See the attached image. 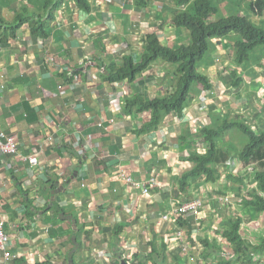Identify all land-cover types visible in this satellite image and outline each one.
Segmentation results:
<instances>
[{"label":"crops","instance_id":"obj_1","mask_svg":"<svg viewBox=\"0 0 264 264\" xmlns=\"http://www.w3.org/2000/svg\"><path fill=\"white\" fill-rule=\"evenodd\" d=\"M87 1L88 11L66 0L49 18L52 6L44 7L42 0H0V131L15 134L18 144L16 153L0 154V213L13 254L5 261L0 253V264H215L234 258L237 249L223 230L238 216L246 246L254 245L245 238L253 232L245 217L249 223L253 214L243 200L253 190L264 197L252 181L255 169L241 166L236 157L242 145L237 147L231 135L219 142L235 151L217 167L216 181L199 176L185 190L179 179L194 165L191 154L208 149L202 128L217 117L244 114L252 127L260 126L264 99L260 105L253 98L241 100L239 109L233 108L237 92L245 97L244 86L261 81L257 66L264 59L252 60V69L241 73L234 63L238 71L232 69L234 78L224 81L223 72L212 67L227 53L233 56V49L225 39L213 40L210 54L198 64L210 89L198 85L200 92L181 113L166 115L155 130L144 132L150 112L127 107L125 97L172 93L173 68L158 61L133 80L114 83L107 75L125 55L139 61L148 43L183 44L179 30L184 28L172 23L176 5ZM34 22L43 23L42 31L32 32ZM260 89L263 97L264 83ZM248 103L259 110L248 115ZM30 155L37 157L36 166L23 159ZM122 174L137 182L156 175L158 183L143 194ZM195 198L204 203L200 214L162 218Z\"/></svg>","mask_w":264,"mask_h":264},{"label":"trees","instance_id":"obj_2","mask_svg":"<svg viewBox=\"0 0 264 264\" xmlns=\"http://www.w3.org/2000/svg\"><path fill=\"white\" fill-rule=\"evenodd\" d=\"M75 5L84 10H90L87 0H73ZM176 5L172 13V23L178 28L186 29L190 34L188 44H177L168 47L161 43H148L143 48L141 59L134 61L131 55H125L120 66L111 69L107 75L110 83L118 80H133L138 74L147 70L155 62L162 61L173 67L169 71L170 81L174 87L172 93L157 96L151 99L140 94L126 96L127 107H134L137 111L150 112V119L142 128V131L155 130L162 119L173 112L181 113L191 98L200 91H208L211 87L209 78L199 71V62L204 56L210 54L214 47L213 40L228 39L234 34V40L230 43L233 49L234 62L238 65H245V69H252V62L264 59V19L260 23L253 22L250 17L235 12L217 20L208 22V19L218 11L216 0H170ZM43 6H52L47 10L49 18L53 10L60 7L66 0H42ZM239 2H241L239 0ZM137 5L143 6L145 0H136ZM51 4V5H50ZM182 6V7H180ZM48 7V6H47ZM246 9L254 15L259 16L264 12V0H249ZM34 22L31 25L32 32L40 29L42 24ZM227 42V41H226ZM228 43V42H227ZM253 60V61H252ZM242 80L236 81L234 86ZM259 112L258 123L260 126L252 127L240 116L228 118L217 117L214 123L202 128V138L207 143L208 149L203 154L192 153L191 158L194 165L179 179L180 187L185 189L190 185V180L204 176L207 181H216L220 173L218 166L223 165L225 160L235 151V146H220L219 142L229 139L226 135L229 131H238L244 136L246 142L240 150H236V157L241 166H252L254 171L252 181L256 183L257 190L264 194V118ZM243 141V140H242ZM244 206L251 210L253 218L264 213V197L255 190L250 199H244ZM242 218L235 216L228 221L223 230V237L233 244L237 249L235 257L231 259H220L215 264H260V260L254 259L253 255H264V237L260 243L246 246V241L240 234ZM207 247H211L208 244ZM217 250V249H216Z\"/></svg>","mask_w":264,"mask_h":264},{"label":"rangeland","instance_id":"obj_3","mask_svg":"<svg viewBox=\"0 0 264 264\" xmlns=\"http://www.w3.org/2000/svg\"><path fill=\"white\" fill-rule=\"evenodd\" d=\"M241 2H239V0H216V2H217V5H218V8H219V11L215 14V15H213L211 18H209L208 19V22H210V21H214V20H217V19H219V18H221V17H225V16H228V15H230V14H233V13H235V12H238V13H240V14H244V15H246V16H248V17H250V19L253 21V22H255V23H260V21L261 20H263L264 19V13L263 14H261V15H259V16H254V15H252L249 11H248V9H246V3L249 1V0H240ZM168 3H169V1H167ZM264 12V11H263ZM178 32V31H177ZM179 32H182L181 34H180V40H179V43H183V44H188L189 42H190V34H189V32L187 31V30H185V29H180L179 30ZM178 32V33H179ZM227 42H228V44H229V42L230 43H232V41L234 40V34L233 35H231V37H229L228 39H225ZM231 47V46H230ZM232 48V47H231ZM209 55V54H208ZM208 55H207V57H208ZM218 57V56H217ZM225 57L226 58H228V60L227 61H225L226 60V58L225 59H219L218 60V63H216V65L214 66V67H212V68H216L217 70H218V72L220 73V70L223 72V73H220L221 75H219L220 76V78L222 77V78H225V80L224 81H231L232 80V78H234V76L235 75H233V73L231 72V70L232 69H234V72L236 73L238 70H237V68H236V66H234V67H232L233 66V64L235 63V62H233L234 61V56H231L229 53H227L226 55H225ZM204 58H206V56H204ZM213 60L215 61V58L213 57ZM261 60H259V62H260ZM223 64H226V66L224 67L223 66ZM162 65H164L167 69H171V67L172 66H170L169 64H167V63H162ZM235 65V64H234ZM223 66V68H220L219 69V67H222ZM173 68V67H172ZM239 68H240V71H239V73H241L243 70H241V69H245L246 67H245V65H240L239 66ZM226 69V71H224ZM257 69H258V73L260 74V75H258V79L259 80H261L260 82L258 81L256 84H254V85H252V84H246L245 86H244V90L242 91V94H244L245 95V97H241L242 95H240L239 94V92H237L238 93V100H236L235 98H234V95L232 94L231 96H232V98H233V100H236L235 101V106L236 107H234L233 108V110H238L239 109V102H241V100H247L248 102L253 98L257 103H258V105H260V99L262 98V99H264V96L262 97L261 96V93H262V90L260 89L261 88V86H262V84L264 83V60L261 62V63H259V65L257 66ZM245 71V70H244ZM218 74V73H217ZM241 75H243V73L241 74ZM208 77V76H207ZM246 77V76H245ZM216 79H218V78H216L215 77V80ZM217 84H218V82H217ZM230 84V83H229ZM221 85L222 86H224V87H226L227 86V83L226 82H223V80L221 81ZM250 85V86H249ZM230 88H231V91L233 90V91H235L236 90V88H238L237 86H234L233 87V85L232 86H229ZM227 88V87H226ZM231 91H229L228 93H230ZM236 92V91H235ZM236 93V94H237ZM249 95V96H248ZM246 97H248L247 99H246ZM243 104V103H242ZM241 107V106H240ZM244 108H245V112H247L248 113V115H251V114H253V112L255 111V110H259V108H260V106H259V108L258 107H256L254 104L252 105V103L251 104H247V105H245L244 106ZM238 115H240L242 118H243V120H246L244 117H245V115L244 114H238ZM248 121H249V119H248ZM247 122V121H246ZM249 122H251L252 123V121H249ZM255 123V125H256V122H254ZM227 136L228 135H231V138L233 139V141L236 143V146L237 147H239V148H241V145L242 144H244L245 142H246V139L244 138V136L243 135H241L239 132H237L236 130H233L232 132H228L227 134H226ZM243 140V141H242ZM254 214V213H253ZM257 214V213H256ZM256 214H254V215H256ZM246 218V223L250 226V228L253 230V232H252V234H250V233H248V230L245 232V234L246 235H248V234H250V236L249 237H247V236H245V238H247L252 244H256V243H260V241H262V237H264V213H262V215L261 216H259L258 218H253V220L252 221H249V223L247 222V217H245ZM242 230H244V228L242 229ZM245 231V230H244ZM255 236H254V235ZM251 248V247H250ZM253 258L254 259H257V260H260V264H264V255L263 256H258L257 254H254L253 255Z\"/></svg>","mask_w":264,"mask_h":264},{"label":"built area","instance_id":"obj_4","mask_svg":"<svg viewBox=\"0 0 264 264\" xmlns=\"http://www.w3.org/2000/svg\"><path fill=\"white\" fill-rule=\"evenodd\" d=\"M48 59L50 62L54 61L53 57H48ZM17 146L18 144L15 134H8L4 131H0V154L12 155L17 152ZM23 159L27 160L32 166H36L38 163V159L36 156L30 155L24 157ZM226 165L232 166L233 161L227 160ZM122 177L125 179L126 182H128L132 186L140 187L143 194H148L150 188L158 183L156 175L149 176L148 179L145 180V182H137L126 174H122ZM203 205L204 203L201 198L191 199L177 204L172 208L170 214H164L162 215V218L165 220H170L172 216L175 220H177L179 216L198 215L200 214ZM5 224L6 220L0 213V253L2 254V258L5 261H10V259L13 257V254L10 249V235L9 232L6 230ZM176 235L179 239H181L182 230L179 229Z\"/></svg>","mask_w":264,"mask_h":264},{"label":"water","instance_id":"obj_5","mask_svg":"<svg viewBox=\"0 0 264 264\" xmlns=\"http://www.w3.org/2000/svg\"><path fill=\"white\" fill-rule=\"evenodd\" d=\"M122 264H125V262H122Z\"/></svg>","mask_w":264,"mask_h":264}]
</instances>
